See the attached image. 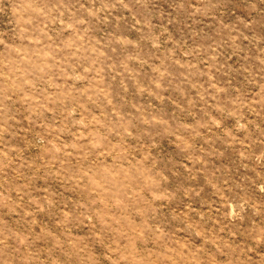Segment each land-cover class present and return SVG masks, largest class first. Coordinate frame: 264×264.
<instances>
[{"label":"rangeland","instance_id":"rangeland-1","mask_svg":"<svg viewBox=\"0 0 264 264\" xmlns=\"http://www.w3.org/2000/svg\"><path fill=\"white\" fill-rule=\"evenodd\" d=\"M0 264H264V0H0Z\"/></svg>","mask_w":264,"mask_h":264}]
</instances>
